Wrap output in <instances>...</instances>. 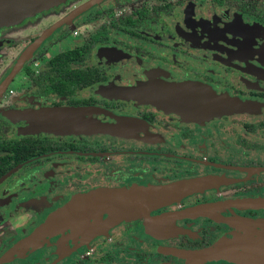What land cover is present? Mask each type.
I'll return each instance as SVG.
<instances>
[{
    "label": "flooded vegetation",
    "instance_id": "1",
    "mask_svg": "<svg viewBox=\"0 0 264 264\" xmlns=\"http://www.w3.org/2000/svg\"><path fill=\"white\" fill-rule=\"evenodd\" d=\"M190 84L241 110L204 118L156 103ZM44 107H91L85 117L111 129L27 131V112ZM203 179L96 234L112 213L24 234L83 191ZM259 224L264 0H65L0 26V264H245L207 252Z\"/></svg>",
    "mask_w": 264,
    "mask_h": 264
},
{
    "label": "water",
    "instance_id": "2",
    "mask_svg": "<svg viewBox=\"0 0 264 264\" xmlns=\"http://www.w3.org/2000/svg\"><path fill=\"white\" fill-rule=\"evenodd\" d=\"M63 1L65 0H0V26L13 24L23 17L33 15ZM38 41L39 39L31 45L32 48ZM182 89L189 90L191 93L187 96L173 95ZM168 90V99L155 101L168 109L179 110L185 107L204 118L241 110L240 103L226 96L215 95L198 85L170 86ZM91 111V107H44L31 110L27 112V115L36 122V125L29 126L26 130L29 132L73 131L84 134L109 132L110 125L95 121L88 116L85 117ZM207 182L206 179L187 180L126 190H97L81 196L63 212L55 213L56 216L41 230L48 231L66 223L85 219L73 218L76 215L112 213L110 218L98 220L90 226L88 232L92 234L95 232L96 234L106 226L118 221L146 215L151 209L176 200L186 193L193 192ZM144 219L150 220V218ZM260 224L259 230L252 229L254 234H249L239 228L240 231L232 232L231 237L217 241L211 251L207 253L213 257L238 263L264 264V230Z\"/></svg>",
    "mask_w": 264,
    "mask_h": 264
},
{
    "label": "rangeland",
    "instance_id": "3",
    "mask_svg": "<svg viewBox=\"0 0 264 264\" xmlns=\"http://www.w3.org/2000/svg\"><path fill=\"white\" fill-rule=\"evenodd\" d=\"M70 39V38H69ZM76 42V39L75 38H72V39H70V40H68V46L70 45V44H73V43H75ZM67 43H66V41H62V43H60V44H57L56 46H55V51H58V50H61V49H65L66 47H67V45H66ZM101 188H98V189H95V188H93V189H91V190H89V191H83V192H81L80 193V195H78V197H81V196H85V195H87V194H90V193H92V192H95V191H97V190H100ZM124 189V188H123ZM59 195V197H60V194H58ZM61 198V197H60ZM75 198H77V197H75ZM74 198V199H75ZM73 201V198L62 208H60L58 211H56L55 213H57V212H63L64 210H66V208H67V206L71 203ZM44 202L45 203H54L55 202V199H53V198H51V197H49V198H45L44 199ZM55 213H53V214H51V215H49L48 216V218H42L41 220H39V218L38 219H36L35 221V223H33V224H31L29 227H27V229L24 231V234H26L27 236H29L28 237V239L27 240H30L29 238H30V236L31 235H33L34 233H35V231L39 228H41L42 226H44L45 224H47L49 221H51L52 220V218H54L56 215H54ZM59 214V213H58ZM53 216V217H52ZM92 219H95V218H90V219H88V221L89 220H92ZM51 233V232H50ZM49 233V234H50ZM41 238H43V237H41ZM34 241H27V243L28 244H32Z\"/></svg>",
    "mask_w": 264,
    "mask_h": 264
}]
</instances>
